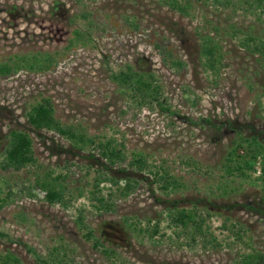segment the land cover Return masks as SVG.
I'll list each match as a JSON object with an SVG mask.
<instances>
[{"label":"rangeland","instance_id":"374dc122","mask_svg":"<svg viewBox=\"0 0 264 264\" xmlns=\"http://www.w3.org/2000/svg\"><path fill=\"white\" fill-rule=\"evenodd\" d=\"M168 1L0 0V63L52 57L45 72L0 76V264H240L264 256V0H177L187 14ZM206 36L220 48L215 71L201 56ZM127 67L154 77L162 105L138 106L119 89L111 76ZM43 99L62 125L113 141L124 162L110 176L139 182L128 197L110 182L96 191L105 163L94 146L78 149L27 123ZM13 130L28 134L34 157L18 171L3 167ZM232 150L241 169L229 174ZM136 155L152 175L129 167ZM163 173L176 189H161L154 174ZM53 179L66 188L65 205L50 204L37 184ZM100 196L111 211L99 207ZM176 208L200 214L204 234L173 225Z\"/></svg>","mask_w":264,"mask_h":264},{"label":"trees","instance_id":"16d2710c","mask_svg":"<svg viewBox=\"0 0 264 264\" xmlns=\"http://www.w3.org/2000/svg\"><path fill=\"white\" fill-rule=\"evenodd\" d=\"M168 5L173 11L181 14L188 13V7L179 3L177 0H169ZM201 56L204 59L205 65L211 71H215L216 66L220 62V48L218 43L214 42L213 39L206 36L204 37L201 44ZM15 62H4L0 63V76L6 77L20 69H27L35 72H45L49 69L52 64V57L47 54H32L16 57ZM176 66H180L179 62H172ZM111 80L123 91L127 96L134 100L138 106H151L153 104L162 105L161 98V87L156 84L154 77L151 74H143L140 71L134 70L132 67H127L126 70L120 71L117 74L111 76ZM54 109L49 99H43L41 102L31 107L27 113V123L35 130L41 131H52L64 138L66 141L72 142L74 147L83 149L88 146H94L100 153L103 161L104 168L98 171L95 186L98 191L100 184L110 182L117 188L119 196L126 198L132 193L135 187L138 185V180L131 176L125 177L122 180H117L111 177L109 172L114 166H121L124 162V156L120 150H117L113 146L112 140L95 142L92 138H85L82 134H79L72 127H66L62 125L54 115ZM238 155L235 150H232L231 158L229 163L234 160V155ZM237 157V156H236ZM34 162L32 141L27 133L23 131L13 130L9 134V145L4 154V169H14L16 171L26 167L27 165ZM236 162V161H235ZM129 167L135 169L136 172L142 173L147 169L146 160L136 155ZM228 173L232 174L233 170L239 171L241 166L239 162H236V167L231 168L228 164ZM148 173L152 175V172L148 170ZM156 181L159 183L161 189L165 192H169L171 189H176L178 186L172 176L163 173L162 175L154 174ZM123 182L120 186L119 183ZM41 185L45 190V199L50 204H63L65 205V190L63 184L58 183V180H48L42 182ZM120 186V187H119ZM100 192V190H99ZM110 196V195H109ZM111 198V196H110ZM104 211H111L113 202L106 199L103 196L96 197L95 199ZM209 216V214L207 213ZM170 222L173 225L181 226L183 230L193 229L195 233L204 234L202 226L204 225V219L196 211H187L185 209H174L170 212ZM148 236L151 238L153 235L158 233L157 225L153 226L151 230H146ZM88 240L94 239L90 233L86 236ZM93 247L99 249L101 247L100 242L96 239L93 242ZM111 251L103 250V253H109ZM108 255V254H107ZM7 261H13L18 263L19 261L14 258L7 256ZM264 261V256H252L248 255L243 257L240 264H257V261ZM38 264H49L47 261H43L38 258Z\"/></svg>","mask_w":264,"mask_h":264}]
</instances>
